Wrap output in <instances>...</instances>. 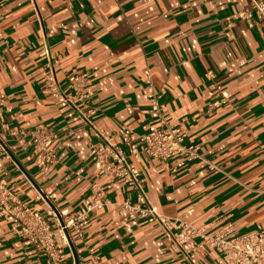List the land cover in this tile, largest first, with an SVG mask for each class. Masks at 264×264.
Masks as SVG:
<instances>
[{"label": "crops", "instance_id": "1", "mask_svg": "<svg viewBox=\"0 0 264 264\" xmlns=\"http://www.w3.org/2000/svg\"><path fill=\"white\" fill-rule=\"evenodd\" d=\"M42 45L56 59L52 75ZM75 73L87 81L84 114L43 92L52 77L66 93ZM157 114L198 146L199 159L133 161L138 136ZM34 128L55 136L54 162L32 152L23 133ZM103 136L136 168L163 215L205 232L263 228L264 33L250 1L0 0V140L9 154L0 157V181L49 221L47 205L81 214L82 239L71 237L69 246L75 264H86L87 247L102 264H184L154 224L120 210L134 190L120 178H96L88 150ZM93 184L99 208L91 207ZM60 254L62 264L73 263L67 247ZM217 254L203 246L194 261L217 264ZM0 264H43L9 218H0Z\"/></svg>", "mask_w": 264, "mask_h": 264}, {"label": "built area", "instance_id": "2", "mask_svg": "<svg viewBox=\"0 0 264 264\" xmlns=\"http://www.w3.org/2000/svg\"><path fill=\"white\" fill-rule=\"evenodd\" d=\"M254 12L258 15L260 25L264 33V0H249ZM241 16L248 17V13ZM40 55L45 59L44 66L52 75L56 64L42 45ZM207 77H211L209 72ZM67 92L60 90L54 78L46 80L43 84V92L50 97L58 98L73 107L79 106L83 114L90 111L89 102L86 100L87 81L83 74H70L66 77ZM153 112L158 113L157 104L153 100L150 106ZM157 121L148 126L145 132L138 136L139 150L131 155L134 162H139L140 156L150 160L164 161L175 155H184L189 159H199L198 146L185 143L179 129L169 126L159 115ZM21 132L11 131L15 135ZM28 136L32 152L42 153L46 163L55 160V154L49 149L54 135L40 128H34L23 133ZM129 129L123 127L120 132L122 141H127ZM104 143L91 146L88 154L97 163L96 178L112 176L120 178L123 183L134 190L135 200L130 203L126 200L120 203V210L127 218L140 219L154 224L163 234L165 240L178 248L184 264H196L194 253L203 246L216 249L217 264H264V227L253 232L234 235L230 225L223 226L213 232H205L201 228H194L190 224L175 218H170L157 211L145 196L141 179L136 168L129 165L126 157L113 144L107 136H103ZM4 144L0 140V157L8 158ZM1 165V164H0ZM95 192V200L91 207L101 206V191L95 184L92 185ZM50 221L37 210L30 208L25 203L16 199L0 181V218H9L14 227L17 237L23 239L43 259V264H62L60 250L67 247L72 264L76 263L75 256L70 252V239L75 237L82 239L80 229L81 214L69 212L67 209L56 210L48 206ZM197 238V241L193 239ZM188 246H184L187 243ZM91 253L86 264H102L99 257L92 253V248L87 247Z\"/></svg>", "mask_w": 264, "mask_h": 264}]
</instances>
